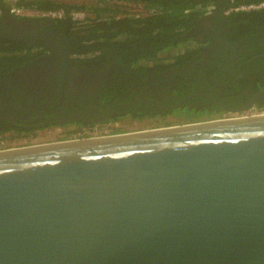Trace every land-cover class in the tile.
Instances as JSON below:
<instances>
[{"label":"water","instance_id":"1","mask_svg":"<svg viewBox=\"0 0 264 264\" xmlns=\"http://www.w3.org/2000/svg\"><path fill=\"white\" fill-rule=\"evenodd\" d=\"M0 264H264V112L0 150Z\"/></svg>","mask_w":264,"mask_h":264},{"label":"trees","instance_id":"2","mask_svg":"<svg viewBox=\"0 0 264 264\" xmlns=\"http://www.w3.org/2000/svg\"><path fill=\"white\" fill-rule=\"evenodd\" d=\"M262 1L264 0H227L226 6L229 9L240 4H256ZM207 3L212 6L216 4L215 0L17 1L18 6L38 12H63L62 18H51L11 16L9 14L11 2L0 0L2 10L0 15V75L23 65L28 60L35 59L37 55L35 52H45L48 49L46 44L39 40L32 44L18 35L11 33L10 36L4 26L11 21L13 24L24 21L44 22L43 29L57 32L70 47L71 55L90 74H104L105 76L107 73L111 74L109 79L99 80L100 86L97 87V91L88 95L89 100L84 104L88 107L87 110L95 109L99 115H104V117L90 122L76 118L60 123L50 121L53 115L46 114L45 121L19 122L21 127H13L7 124L9 121H3L4 125L0 126V135L9 131H15L18 135L8 139L7 136L0 137V143L17 137H30L32 134L35 136L37 130L66 127L71 124L76 127L65 129L60 140L83 134L82 127L118 122L126 118L137 121L150 120L160 124L163 117L168 118L172 113L179 111L189 110L199 121L205 119L204 117L209 119L211 115L221 113V108L208 110L188 105L175 110L160 108L161 105L177 104L189 94L187 101L206 100L202 95L191 94L210 91L206 87L216 82L210 78L199 82V65L194 67V72L182 69L190 59L198 54V48L192 45L195 38L190 37L189 33L190 28L197 24V19L205 15L203 8L207 6L205 5ZM79 12L85 14L84 20L73 17V13ZM224 17L228 19V25L238 33L234 35V40H241L264 28V8L252 11H231L229 14H224ZM257 24L260 25L259 29H256ZM177 48L180 52H173ZM176 69L179 71L172 73L167 80L165 78L158 80L160 74ZM150 74L154 75L156 80H147L148 77L145 76ZM241 82L261 85L264 84V77L258 74L251 78L249 75L248 80L242 79ZM171 83L172 86H170ZM149 84L155 85V94L147 92ZM147 94L148 96H145ZM151 95L155 97L151 98ZM147 99L153 104L144 102ZM91 103L93 106H88ZM257 107L264 108V102L257 103ZM114 110L115 113L110 114ZM92 115L97 114L93 112ZM111 130V133L124 132L122 128Z\"/></svg>","mask_w":264,"mask_h":264},{"label":"flooded vegetation","instance_id":"3","mask_svg":"<svg viewBox=\"0 0 264 264\" xmlns=\"http://www.w3.org/2000/svg\"><path fill=\"white\" fill-rule=\"evenodd\" d=\"M215 3L213 11L198 18L197 24L190 28L189 36L195 38L192 45L198 48V54L182 67L183 70L189 69L194 72V67L199 65V82L206 78L216 81L206 87L210 91L206 89L207 91L191 94L202 95L206 100L187 101L189 94L177 104L158 105L160 108L169 110H175L184 105L208 110L221 108V113L211 115L209 119L204 117L205 119L200 121L240 115L254 107L255 110H261L257 107V103L264 102V84L241 82L242 79L248 80L249 75L251 78L258 74L264 77V28L256 34L234 40V35L238 33L228 25V19L224 17V14H229L226 13L227 0H215ZM43 24L44 22L30 23L28 21L13 24L11 21L4 26L10 36L18 35L32 44L39 40L46 44L48 49L45 52H35L37 54L35 59L28 60L23 65L0 75V126L4 125L3 121H9L7 124L13 127H21L19 122L45 121L46 114L53 115L50 121L60 123L76 118L90 122L104 117L95 109L87 110L88 107L84 104L89 100L88 95L97 91V87L100 86L99 80L109 79L111 74L107 73L109 71L106 72V76L90 74L71 55V49L66 45V41L57 32L44 30ZM256 27L259 29L260 25L257 24ZM178 71L176 69L164 72L160 74L158 80L161 78L167 80L172 73ZM145 77H148L147 80L150 81L156 80L152 74ZM149 85L147 92L155 94V85ZM153 97L155 95H151V98ZM144 102L153 104L149 99ZM93 112L97 115L93 116ZM113 113L115 110L110 114ZM166 119L167 116L163 117L158 126H168L163 124ZM38 132L40 131L37 130L35 134L37 135ZM16 135L18 134L15 131H9L1 134L0 137L7 136L8 139ZM30 137H19L18 140ZM4 143L5 141L0 143V150L45 142H18L15 145Z\"/></svg>","mask_w":264,"mask_h":264},{"label":"rangeland","instance_id":"4","mask_svg":"<svg viewBox=\"0 0 264 264\" xmlns=\"http://www.w3.org/2000/svg\"><path fill=\"white\" fill-rule=\"evenodd\" d=\"M71 2H75V1H79V0H69ZM89 1H93V0H89ZM133 11V10H132ZM78 16H82V14L78 15ZM180 49L177 48L175 49L173 52H179ZM193 113V112H191ZM190 113L189 110L186 111H179V112H174L172 113L170 116H168V118L166 119V121H163L164 125L167 124H176V123H184V122H192L195 121L197 118H194L193 115ZM194 114V113H193ZM176 122V123H175ZM160 125L159 123H156L154 121H137V120H131L129 118H126L124 120L118 121V122H108V123H102V124H97V128L98 129H106V130H117V128H122L125 131H138V130H144V129H149L152 127H156ZM76 127L75 125H69L66 127H54L51 129H46L43 131H40L37 135L27 138V139H23V140H18L19 137H17L16 139L13 140H9V141H5L4 144H12L15 145L18 142L19 143H31V142H51V141H58L60 140L59 138L61 136H63L64 130L65 129H71ZM95 126L92 127H82V130L85 129H90V128H94ZM111 133V132H110ZM89 134L83 135V134H79V135H74L70 138H77V137H85ZM102 135V134H99ZM89 136H93V135H89ZM96 136V135H94ZM69 139V137L67 138Z\"/></svg>","mask_w":264,"mask_h":264},{"label":"built area","instance_id":"5","mask_svg":"<svg viewBox=\"0 0 264 264\" xmlns=\"http://www.w3.org/2000/svg\"><path fill=\"white\" fill-rule=\"evenodd\" d=\"M11 2V7L9 9V14L11 16L14 17H38V16H47V17H51V18H62L63 16V12L62 11H50V12H38L35 10H32L30 8H25L23 6H18L17 5V1L18 0H8ZM213 7L212 5H207L203 8V11L205 14L210 13L211 11H213ZM264 8V1L260 2V3H256V4H240V5H236L232 8H229L228 10H226V13H230L231 11H252V10H258ZM2 13V10L0 9V15ZM82 14V16H78ZM73 17L75 19H79V20H84L85 19V14L79 12V13H73ZM87 17V15H86ZM264 112V108L260 109H256L251 108L249 110H246V112L241 113V116H249V114H257V113H262ZM112 130H106V129H98L97 126H95L94 128H90V129H85L82 131L83 134H89V135H105V134H110ZM39 133V132H38Z\"/></svg>","mask_w":264,"mask_h":264},{"label":"bare ground","instance_id":"6","mask_svg":"<svg viewBox=\"0 0 264 264\" xmlns=\"http://www.w3.org/2000/svg\"><path fill=\"white\" fill-rule=\"evenodd\" d=\"M98 136H101V135H96V136H85V137H77V138H69V139H65V140H70V139H79V138H91V137H98Z\"/></svg>","mask_w":264,"mask_h":264}]
</instances>
